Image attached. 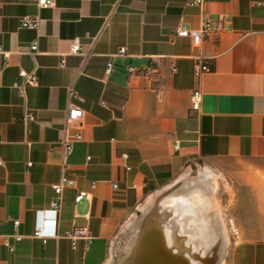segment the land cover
<instances>
[{
  "label": "crops",
  "instance_id": "0c3cea01",
  "mask_svg": "<svg viewBox=\"0 0 264 264\" xmlns=\"http://www.w3.org/2000/svg\"><path fill=\"white\" fill-rule=\"evenodd\" d=\"M187 1L39 7L37 0H0V48L8 53H0V264H170L163 254L153 258L156 238H141L168 216L144 213V206L169 186L178 196L204 176L230 186L225 218L218 208L217 217L177 212L174 244L160 245L166 257L175 251L182 261L179 252L190 249L185 235L193 250L209 249L201 240L208 232L222 237L218 264L224 252L223 264H264V0ZM25 16L37 17V28L21 27ZM207 18L213 30L198 45L175 33ZM75 38L81 49L71 53ZM120 47L125 53L117 54ZM199 55L212 68L197 78ZM20 69L35 73L37 83L24 85ZM194 88L201 91L198 111L190 110ZM74 104L83 110L82 137L64 155L60 140ZM26 113L34 119L22 120ZM63 176L74 182L55 209L52 185ZM39 226L45 242L33 236ZM76 226L93 241L72 247L64 233ZM16 231L22 237L10 251L3 240Z\"/></svg>",
  "mask_w": 264,
  "mask_h": 264
},
{
  "label": "built area",
  "instance_id": "2783aa9c",
  "mask_svg": "<svg viewBox=\"0 0 264 264\" xmlns=\"http://www.w3.org/2000/svg\"><path fill=\"white\" fill-rule=\"evenodd\" d=\"M202 0H188L187 4L190 6L200 5ZM37 4L39 7H53L55 5V0H37ZM257 4H261L258 2ZM39 24V19L37 17L25 16L20 21V26L24 28H37ZM213 30L212 21L210 18L204 20L198 28H190L186 26H177L175 28V33L178 36L190 37L194 45H198L201 37L204 35H209V33ZM38 45L37 41H33L30 46V51L32 53L37 52ZM81 46L80 42L77 38L73 39L70 45L71 53L80 52ZM0 53H3L4 57L8 56V53L2 52L0 48ZM125 53V47H120L117 51V54ZM64 62V58H61V63ZM113 68V62L108 61L105 66V72L109 73ZM211 64L202 56H197L194 64V75L195 77H199L201 74L205 72H209L211 70ZM175 66H172V71H175ZM128 70L130 72L136 71L134 67L129 66ZM145 73L156 72L154 68L151 67H142L140 69ZM19 76L23 79L24 85H35L38 81L37 75L32 72H27L24 69H20L18 72ZM71 95L75 96L74 92H71ZM190 102V110L198 111L201 102V91L198 88L192 89L189 96ZM83 116V110L78 105H70L67 110L66 118H65V126H64V134L61 138L60 142L63 148L64 155L71 154L73 152L74 142L79 141L82 137L81 132L79 131L78 123L80 122ZM34 116L31 113H26L23 115L22 120H33ZM174 147H178L177 143L174 144ZM123 158L127 157L126 153L122 154ZM3 164V160L0 157V165ZM28 164H31L30 162ZM126 169H130L129 166H126ZM73 180L66 178L65 176L61 177L58 183L52 185L56 197L51 199L50 205L51 207L58 209L60 206V195L62 193L63 187L65 185H72ZM113 186H116V183H113ZM83 193L79 192L75 196V200L79 201L83 197ZM15 229H17L19 225V220L15 219L13 221ZM33 236L36 238H40L42 242H45L47 237L43 234V227L39 226L33 231ZM22 237L20 233L17 231L14 234L6 235L4 237V244L8 247L10 251H13L14 245L12 241H17ZM64 237L68 238L71 241L72 247L75 246V243L78 239H85L88 243L93 241V237H91L86 228L82 226L73 227L71 230L66 231L64 233Z\"/></svg>",
  "mask_w": 264,
  "mask_h": 264
},
{
  "label": "bare ground",
  "instance_id": "6f19581e",
  "mask_svg": "<svg viewBox=\"0 0 264 264\" xmlns=\"http://www.w3.org/2000/svg\"><path fill=\"white\" fill-rule=\"evenodd\" d=\"M204 171L207 172L206 169H204ZM214 182L215 181L212 177L204 176V177L200 178L199 183L194 188H190L189 190L181 191L183 194V199L181 198L182 197L181 193H180L181 195L177 196V193H176L177 189H175V185H174V186H169L168 188H166L165 190L161 191L160 193H158L156 195H152L147 200V202L144 206V213H155L157 215H163V216H165V218L168 216L165 219L164 223H161V222L159 223V221H161V220H153V223H154L153 226L151 228L149 227L150 228L149 230H147L145 233L141 234L142 239L147 240L150 238H156L158 240V242H157L158 248L157 249L152 248L153 250H151L152 251L151 253L153 254L154 259L156 258V254H157L158 258L161 260L162 254H163L164 255L163 257H165L164 259L166 260V258H167L166 261H168V263L170 262V264H182L181 262H183V264H215L217 259L219 262V257L221 254L219 251V246L222 242V237L219 234L214 236V235H211V233H210V235H207L208 234V232H207L205 234V236H202L201 240H204L205 244L210 245L209 246L210 248L209 249H200V250H198V249L193 250V247L188 244L190 241L187 243V236L185 235L182 239L183 243L185 245H188L190 247V249H189V251L179 252V254L182 255L181 256L182 261H178L177 258L175 257V253H177V252L173 251L172 254L174 255V257L173 256L172 257H168V256L166 257V254L168 252H164L165 250H163V248H160V245L171 246L174 244L173 242L175 241V234H173V233L177 227V220L175 218L176 217L175 214L177 212H183V213L190 212L191 214L195 213V212H205V213L207 212V213H211L215 217L218 216L219 211H217V204H216L215 198L211 194V191L215 187ZM199 214H201V213H199ZM193 215H195V214H193ZM170 216H173L171 220L168 219V218H170ZM202 216L203 215H201L200 218H202ZM215 220H217V218ZM204 221H205V224L208 223V221L206 219ZM187 222L190 223V221H187ZM217 222H218V220L216 221V224H217ZM171 223L173 224V226L170 225ZM170 226L173 227V231L170 229L171 228ZM203 226L204 225H202V227ZM193 228H195V227H193ZM177 243H175V244H177ZM177 246H179V245H177ZM194 251H197L200 254H204L206 256H204V257H200L199 255L195 256L193 254ZM159 259H156V260H159Z\"/></svg>",
  "mask_w": 264,
  "mask_h": 264
},
{
  "label": "rangeland",
  "instance_id": "374dc122",
  "mask_svg": "<svg viewBox=\"0 0 264 264\" xmlns=\"http://www.w3.org/2000/svg\"><path fill=\"white\" fill-rule=\"evenodd\" d=\"M193 170L195 171L196 167H193ZM195 174H196V172H195ZM216 179H217V182H216L214 189L211 191V194L213 196V191H214L215 197L217 198V201H218V207L217 208L220 210L222 217L225 218L224 206H225L226 201L228 200V196H229L228 191H230V186L228 185V183L225 180L221 179L220 177H217ZM218 209H217V211H218ZM227 253L228 252H226V254H225V252H224L222 255V257L225 260L227 257ZM224 255H225V257H224ZM224 259H223V262L221 260L222 264L224 263Z\"/></svg>",
  "mask_w": 264,
  "mask_h": 264
},
{
  "label": "water",
  "instance_id": "95a60500",
  "mask_svg": "<svg viewBox=\"0 0 264 264\" xmlns=\"http://www.w3.org/2000/svg\"><path fill=\"white\" fill-rule=\"evenodd\" d=\"M217 263H218V259L216 260L215 264H217Z\"/></svg>",
  "mask_w": 264,
  "mask_h": 264
}]
</instances>
